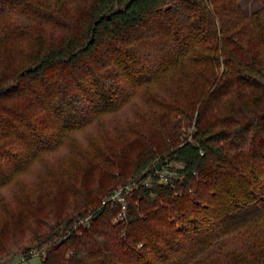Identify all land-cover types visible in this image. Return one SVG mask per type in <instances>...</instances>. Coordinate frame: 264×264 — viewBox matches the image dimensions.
Listing matches in <instances>:
<instances>
[{
	"label": "trees",
	"instance_id": "trees-1",
	"mask_svg": "<svg viewBox=\"0 0 264 264\" xmlns=\"http://www.w3.org/2000/svg\"><path fill=\"white\" fill-rule=\"evenodd\" d=\"M258 1L0 0V191L70 145L4 208L0 256L264 264ZM100 121L99 140H76ZM128 183L125 211L102 203Z\"/></svg>",
	"mask_w": 264,
	"mask_h": 264
},
{
	"label": "rangeland",
	"instance_id": "rangeland-1",
	"mask_svg": "<svg viewBox=\"0 0 264 264\" xmlns=\"http://www.w3.org/2000/svg\"><path fill=\"white\" fill-rule=\"evenodd\" d=\"M261 4L258 0H242V6L244 10L248 13L253 11L255 8L259 7ZM133 105L129 104L123 109L114 112L108 116H106L103 119L104 123V129H110L114 126V124L117 121H120L122 119H125L127 117H130V114L133 112ZM101 127H102V122L100 121L99 123H94L92 124L89 128H87L86 131L77 133V139L82 141H86L89 137L94 138L95 140L100 139V132H101ZM189 126L186 123L182 124V131L188 133L189 131ZM70 145H66V147H63L61 150H59L56 154L47 157L44 159L42 162H38L35 164L31 170L22 176L17 182H14L13 184L3 188L0 191V205L2 206V209H0V216L3 214V210L8 204L11 208L12 207H19L20 205L24 204L23 200H19L18 202V195H19V185L21 183H26L29 186L36 185L39 181L45 182L47 180V170L48 167L45 166V160L49 161L48 164H51V162H55L56 160H59V158L66 154L69 151ZM160 163V166L163 165V162H158ZM47 164V165H48ZM161 168V167H160ZM55 178V177H54ZM60 179L57 180L59 182ZM16 205V206H15ZM41 253L34 251L33 255L30 259L27 261L22 260V256L18 252H14L10 255H1L0 256V264H41Z\"/></svg>",
	"mask_w": 264,
	"mask_h": 264
},
{
	"label": "built area",
	"instance_id": "built-area-1",
	"mask_svg": "<svg viewBox=\"0 0 264 264\" xmlns=\"http://www.w3.org/2000/svg\"><path fill=\"white\" fill-rule=\"evenodd\" d=\"M169 173V172H168ZM167 171H163L160 176H161V179L164 181V182H167L168 181V176L170 175V173L168 174ZM133 184L131 183H128L126 186L124 187H119V188H115L113 189V191L107 195L106 198H104V200L102 201V203H105V202H110V201H117L121 204V207H122V210L125 211V208H126V198H125V195L126 194H129L132 189H133Z\"/></svg>",
	"mask_w": 264,
	"mask_h": 264
},
{
	"label": "water",
	"instance_id": "water-1",
	"mask_svg": "<svg viewBox=\"0 0 264 264\" xmlns=\"http://www.w3.org/2000/svg\"><path fill=\"white\" fill-rule=\"evenodd\" d=\"M157 167H158V169H160V167H161V166H160V163H157Z\"/></svg>",
	"mask_w": 264,
	"mask_h": 264
}]
</instances>
